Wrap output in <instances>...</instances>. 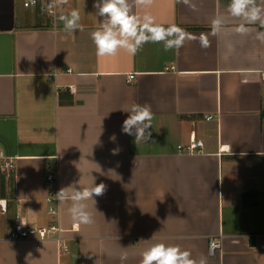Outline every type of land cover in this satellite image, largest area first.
Segmentation results:
<instances>
[{"label":"crops","instance_id":"0c3cea01","mask_svg":"<svg viewBox=\"0 0 264 264\" xmlns=\"http://www.w3.org/2000/svg\"><path fill=\"white\" fill-rule=\"evenodd\" d=\"M23 1L0 0V154L15 164L13 179L0 172V264H140L157 242L197 262L264 264V27L237 32L245 22L228 12L230 0H129L135 15L181 28L183 44L97 57L95 0L57 9L80 10L84 30L75 33ZM214 18L224 25L216 34ZM134 103L151 106L148 142L121 130ZM193 137L202 148L178 150ZM52 171L58 192L69 188L53 205ZM93 183L104 194L84 202L93 223L78 225L66 213L71 197ZM18 215L58 225L67 250L51 239L8 241ZM212 240L221 243L214 256Z\"/></svg>","mask_w":264,"mask_h":264},{"label":"clouds","instance_id":"9594fccd","mask_svg":"<svg viewBox=\"0 0 264 264\" xmlns=\"http://www.w3.org/2000/svg\"><path fill=\"white\" fill-rule=\"evenodd\" d=\"M184 2L187 3L188 0ZM67 3L68 0H50L46 10L49 15L56 16V10H62ZM133 3L137 7L149 6L152 0H133ZM93 7L96 9V15L102 18L96 29L90 33L97 57L113 56L119 50L135 55L146 43H162L164 50L168 51L180 47L186 38L183 30L175 25L165 27L156 23L151 15L143 17L135 15L132 11L133 4H130L129 0H95ZM228 12L232 17L242 18L245 22L236 28L239 33L248 31L245 24L259 22L264 27V8L257 5V0H230ZM56 18L62 23L65 32L75 33L84 30L78 8H73L67 13L61 11ZM223 27L222 19L212 20L213 34L220 32ZM257 38L264 41V32L258 33ZM202 43L204 47L208 46L206 37ZM125 112L128 115L123 121L122 132L134 136L136 144L141 141L148 142L151 138L153 120L151 106L134 103ZM68 191L69 188H62L56 197L64 202ZM104 191L103 183L99 185L93 183L83 190L75 191V195L71 197L72 206L66 212L71 221L78 225L92 224L93 213L87 210L84 202H94L93 197L103 195ZM21 223L24 224L23 221ZM121 259H126V256H121ZM140 264H207V262L203 257L197 262L189 251L178 245L157 242L142 251Z\"/></svg>","mask_w":264,"mask_h":264},{"label":"built area","instance_id":"2783aa9c","mask_svg":"<svg viewBox=\"0 0 264 264\" xmlns=\"http://www.w3.org/2000/svg\"><path fill=\"white\" fill-rule=\"evenodd\" d=\"M50 2V0H24L23 6L26 9H35L40 6L47 7V4ZM46 14L50 21L55 25L59 20L56 18V16H59L58 11L56 10V16L49 15L47 10ZM135 79V75L130 74L127 77V82L131 83ZM71 93H76V87L71 86L70 87ZM210 119L212 117H209ZM203 147L202 142H198L193 137L190 139V144L187 147L178 146V150L185 153H194L199 148ZM14 170H15V164L14 161L11 159L5 158L2 154H0V172L5 175L8 178H11L14 176ZM53 172V171H52ZM46 185H47V202L51 205L55 204V202L59 201V199L56 197L58 190L56 185V176L53 173H49L46 176ZM1 208H3L1 206ZM5 210V207L3 208ZM50 215L54 216L57 214L56 208L50 207L49 212ZM21 221L24 222V224L21 223ZM63 230L58 225H52L49 227H33L31 225H28L26 221L21 217H16V222L7 232V240L10 242H19L24 241L30 238H34L39 242H45L47 240H55L57 241L60 249L62 251H66L67 247L64 244L65 239L61 237L60 233ZM221 249V243L218 241H210L209 244V254L211 256L216 255ZM260 250L264 251V245H260Z\"/></svg>","mask_w":264,"mask_h":264},{"label":"trees","instance_id":"16d2710c","mask_svg":"<svg viewBox=\"0 0 264 264\" xmlns=\"http://www.w3.org/2000/svg\"><path fill=\"white\" fill-rule=\"evenodd\" d=\"M14 177H12V179H13Z\"/></svg>","mask_w":264,"mask_h":264}]
</instances>
